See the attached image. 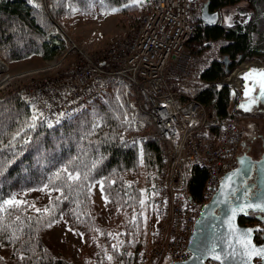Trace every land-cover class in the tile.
<instances>
[{"label":"trees","instance_id":"obj_1","mask_svg":"<svg viewBox=\"0 0 264 264\" xmlns=\"http://www.w3.org/2000/svg\"><path fill=\"white\" fill-rule=\"evenodd\" d=\"M208 1L210 10L246 1L251 7L250 19L231 25H206L198 21L192 40L220 41L219 51L229 56L232 70L246 59L264 60V0ZM46 3L0 0V56L4 60L11 63L34 55L52 57L59 37L56 22L77 13L114 11L119 22L135 28L143 12L151 7L146 0H46ZM201 75L205 83L186 77L191 84L186 91L214 109L216 118L209 120L208 126L217 133L219 121L227 117L239 121L242 93L218 83L228 75L220 60L214 58ZM169 78L173 88L179 86L177 74L170 72ZM34 116L25 87L11 84L0 91V248H10L13 264H73L71 258L53 251L44 241V234L52 224L65 221L69 228L82 234L85 248L93 252L92 264H140L145 245L141 202L145 192L157 190L156 181L165 160L164 144L156 136L150 117L137 108L131 89L112 82L100 96L57 124L36 118L32 127ZM252 116L264 119L261 115ZM137 122L148 130L131 140L129 136ZM65 166L73 175L88 172V180L73 183L65 179L63 184L56 180L55 185L61 191L54 190L49 178ZM142 173L146 177L145 187ZM206 178L207 171L201 166H195L187 176L188 192L196 201L205 199ZM96 183L103 189L109 216L106 223L99 220L94 198ZM67 184L72 186H64ZM38 189L50 191L43 204L34 205L31 200L17 198L22 192ZM56 197H60L59 202ZM152 197L149 196V202ZM13 198L14 205L3 203ZM256 236L255 241L260 242L261 234ZM88 262L84 259V263ZM0 264H8L2 256Z\"/></svg>","mask_w":264,"mask_h":264},{"label":"built area","instance_id":"obj_2","mask_svg":"<svg viewBox=\"0 0 264 264\" xmlns=\"http://www.w3.org/2000/svg\"><path fill=\"white\" fill-rule=\"evenodd\" d=\"M146 2L151 7L143 13L139 28L129 37L113 39L105 50L95 54L81 47L56 22L59 37L53 56L17 76L61 70L69 64V71L64 72L69 74L60 81L34 76L26 86L35 116L49 124L68 119L112 82L131 89L137 108L150 117L156 136L164 144L165 160L156 199L158 229L152 249L143 251L139 262L174 264L189 257L195 222L204 203L218 189L222 175L238 165L244 134L240 122L231 117L219 121L217 133L211 130L208 105L186 91L191 86L186 77L193 61L188 47L198 29L202 1ZM259 63L264 67V61ZM170 72L180 78L176 88L172 87ZM231 74L219 82L232 84L226 82ZM215 118L213 114L211 120ZM136 125L143 127L141 122ZM195 166L207 171L203 202L194 200L187 188V176Z\"/></svg>","mask_w":264,"mask_h":264},{"label":"rangeland","instance_id":"obj_3","mask_svg":"<svg viewBox=\"0 0 264 264\" xmlns=\"http://www.w3.org/2000/svg\"><path fill=\"white\" fill-rule=\"evenodd\" d=\"M246 14L247 15L241 14L240 16H238L237 19H234L232 22L239 21L241 23H246L250 19L249 16L250 12L248 11ZM247 16H249V18H247ZM141 18L138 22V25L135 28H131L119 22V15L114 11L103 12V13L95 12L93 14L77 13L70 18H66L60 24L64 27V29L67 32H69V34L78 42V44L81 47H83L85 50L89 51L90 53L95 54L105 50L113 39L117 37L124 38L131 36L139 28L141 23ZM44 60H45L44 58L34 55L31 56L30 58L14 61L11 63L6 61L8 62L10 68L5 73L6 76H8V78L7 81L2 86H0V91L5 89L8 85L11 84L20 85L23 88L25 87L26 90V86L30 84L31 79L34 76L50 77L54 80L60 81L59 80L60 77L69 74V73H64L69 71V66H68L69 64L67 65L64 64V68L61 70L60 68H57L51 71L48 70L46 72H40L36 74L34 73L24 76H17L18 72L41 66L44 63ZM259 60L264 61L259 57H254L242 61V62L252 61L253 63H255L251 68V70H249L251 76L247 80L248 87L247 86L238 87L241 93L245 95V98L249 97L251 94L257 93V90L259 89L261 83L263 82L262 71L264 67L261 66ZM242 62H240L239 64H241ZM255 65L257 67H255ZM231 85L232 84H229V86ZM231 87H233V85ZM209 113L212 119L213 114L211 113L210 108H209ZM246 126H248L249 131L252 130L249 124H246ZM146 129H147L146 125H144L142 128H140L138 125H135V129H134L135 131L129 137H131V140H133L134 138H136L137 135L140 134V132H144V130ZM161 177H162V171L160 172L158 179L156 181V183L158 182L157 190L156 191L153 190L152 193H150L149 191L145 192L143 196L145 245L142 250V253L143 251H150L152 249L154 244V238L158 229L159 216L156 211V199L159 194L158 193L159 181L161 180ZM145 182H146V177L145 174L142 173V186L144 187L146 186ZM150 195H153L154 198L152 197L153 201L149 202L148 198ZM49 197H50V191L48 189L31 190L24 193L22 192L17 196L18 199L31 200L34 203V205H40L41 203L42 204L45 203L49 199ZM94 198L97 202L99 220L100 222L106 223L108 221L109 216L105 207V199L103 197L100 188V183H96L95 185ZM44 241L53 249V251L62 253L64 256L71 258L73 264H92L94 261L93 252L85 248V243L82 238V234L76 230L69 228L65 221H59L52 224L44 234ZM0 256H2L4 258V261H6L8 264H13V259L11 257V251L9 247L0 248ZM84 259H88L89 262L84 263ZM162 264H164V261H162Z\"/></svg>","mask_w":264,"mask_h":264},{"label":"water","instance_id":"obj_4","mask_svg":"<svg viewBox=\"0 0 264 264\" xmlns=\"http://www.w3.org/2000/svg\"><path fill=\"white\" fill-rule=\"evenodd\" d=\"M200 18L204 23L214 25L219 20V11L210 10L209 1H206L202 4ZM221 61L224 64L225 72L228 75L231 74L234 69L232 70L229 66L231 61L229 56L225 55ZM257 95L264 100V88L260 86ZM252 167H255L257 174L258 191L256 195L247 201H237L225 208L227 199L232 194L229 187L236 178H244L249 175ZM248 205H252V207H248ZM255 205L262 207L257 208ZM216 207H219L220 215L215 213ZM249 211L256 212V218L264 221V153L261 159L255 161L246 153L239 155L238 165L222 175L218 189L203 205V210L195 222L188 244L189 257L174 262V264H207V259L218 264H264V258L248 257L244 254L247 250L241 241L245 236L251 247H264V231L261 234L262 241L258 243L255 241V236L259 227L244 226L238 221L240 215H249ZM246 230L251 231L247 232ZM213 247H215V252L221 255V260L213 259L212 254L207 251ZM197 257L200 258L197 259ZM256 260H258L257 263Z\"/></svg>","mask_w":264,"mask_h":264},{"label":"flooded vegetation","instance_id":"obj_5","mask_svg":"<svg viewBox=\"0 0 264 264\" xmlns=\"http://www.w3.org/2000/svg\"><path fill=\"white\" fill-rule=\"evenodd\" d=\"M229 64H231V61ZM257 93L251 94L247 98H245V95L242 93V97L239 103V109L241 113L239 116V122L242 126L244 134V141L242 149L240 151V155L246 153L251 156L253 161L261 159L264 153V119L255 118L252 116L256 114L264 116V100L260 99ZM248 115H250L251 118L247 117ZM246 124L250 125V127L252 128L251 131L248 130V126H246ZM229 190L232 191V194L229 195L225 208H228V205L234 204L237 201H247L251 197L256 195L258 191V181L255 167H252L249 175L245 176L244 178H236L231 187H229ZM214 211L217 215H220L219 207H216ZM248 213L249 215H240V217L238 218L239 223L244 226H258L259 229L256 234H262V232L264 231V221L256 218V212L249 211ZM247 220H254V222L253 224H251ZM256 237L257 236H255V238ZM257 262L258 260H256V263ZM206 263L218 264L211 259H207Z\"/></svg>","mask_w":264,"mask_h":264},{"label":"crops","instance_id":"obj_6","mask_svg":"<svg viewBox=\"0 0 264 264\" xmlns=\"http://www.w3.org/2000/svg\"><path fill=\"white\" fill-rule=\"evenodd\" d=\"M203 3L208 1V0H202ZM202 3V4H203ZM247 5V6H246ZM214 11V10H212ZM219 11V20L217 23L219 24H226V25H231L232 21L234 19H237L238 16L241 14L247 15L246 13L249 11L251 14V7L248 5L246 1H243L241 3H238L236 5H231V6H225L221 8ZM249 18V16H247ZM200 22L204 23L202 19L200 18ZM206 24V23H204ZM207 25V24H206ZM220 41L218 40H212L211 41H203L201 42L200 40H191L189 43V50L192 52L193 55V61H192V66L191 70L189 73V80L191 81H200L201 83H205V80L202 77V70L210 65V63L214 60H220L226 55L225 53L220 52ZM262 80L264 82V68L262 71ZM227 76V75H226ZM225 76V77H226ZM223 77V78H225ZM221 78V79H223ZM220 79V80H221ZM219 80V81H220ZM218 81V83H220ZM222 84V83H220ZM227 85V84H225ZM211 110V113L214 114V109L209 105L208 106ZM210 121H212L210 119Z\"/></svg>","mask_w":264,"mask_h":264},{"label":"snow or ice","instance_id":"obj_7","mask_svg":"<svg viewBox=\"0 0 264 264\" xmlns=\"http://www.w3.org/2000/svg\"><path fill=\"white\" fill-rule=\"evenodd\" d=\"M247 78V77H246ZM261 88H264V82L261 83ZM40 116H42V114H39ZM37 116L33 117V122H32V127H35V120H36ZM11 147V145L9 146ZM92 167H95V165H93ZM62 173H66V177L64 175H62ZM67 179L68 181H71L73 183H82L83 181H87L88 180V172H84L83 174H81L80 172H76L75 175H73L71 172H69L68 170V166H65L63 169L58 170L56 173L53 174V177L49 178V183H51L53 185L54 190L56 191H61L60 187H57L55 185V181L59 180L61 181V184H63L64 180ZM66 187H71L72 184H67L64 185ZM45 188L48 187V185L46 184L44 186ZM103 190V189H101ZM56 201L59 202L60 201V197H56ZM3 203L5 205L8 204H15L16 201L15 199H11V200H4ZM143 203V202H141ZM248 207H252V205H248ZM255 207L260 208L262 207L261 205H255ZM39 211V209L37 210ZM45 211H47V209H45ZM247 232H250L251 230H246ZM241 243L244 244L245 249L247 250L244 254L248 257H253V256H258L261 258H264V247H251L249 245V242L247 241V237L245 236V238L241 241ZM209 253L212 254V258L215 260H221V255L215 252V247L213 248H209L207 250ZM203 255V254H201ZM234 255V253H233ZM200 257H197V259H199ZM23 259V257H22ZM109 259H111V257H109Z\"/></svg>","mask_w":264,"mask_h":264},{"label":"bare ground","instance_id":"obj_8","mask_svg":"<svg viewBox=\"0 0 264 264\" xmlns=\"http://www.w3.org/2000/svg\"><path fill=\"white\" fill-rule=\"evenodd\" d=\"M254 64L255 63L253 62H245L239 66V68L233 74H231L230 77L226 79V82H230L235 86L248 87L247 80L251 76L249 70H251ZM255 67L257 66L255 65ZM9 68L8 62H6V60L0 56V85L7 81L8 76H6L5 73L9 70Z\"/></svg>","mask_w":264,"mask_h":264}]
</instances>
